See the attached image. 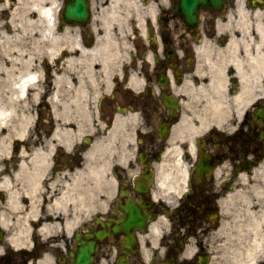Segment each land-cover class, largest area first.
<instances>
[{
    "label": "flooded vegetation",
    "instance_id": "af4514ba",
    "mask_svg": "<svg viewBox=\"0 0 264 264\" xmlns=\"http://www.w3.org/2000/svg\"><path fill=\"white\" fill-rule=\"evenodd\" d=\"M264 264V0H0V264Z\"/></svg>",
    "mask_w": 264,
    "mask_h": 264
},
{
    "label": "water",
    "instance_id": "95a60500",
    "mask_svg": "<svg viewBox=\"0 0 264 264\" xmlns=\"http://www.w3.org/2000/svg\"><path fill=\"white\" fill-rule=\"evenodd\" d=\"M183 4L187 11H191L192 7L194 6V0H190V3H189V0H183Z\"/></svg>",
    "mask_w": 264,
    "mask_h": 264
}]
</instances>
